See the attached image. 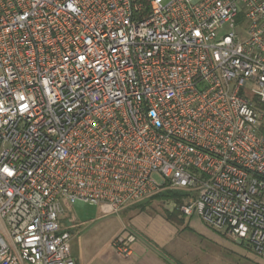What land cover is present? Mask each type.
<instances>
[{"label":"built area","instance_id":"built-area-1","mask_svg":"<svg viewBox=\"0 0 264 264\" xmlns=\"http://www.w3.org/2000/svg\"><path fill=\"white\" fill-rule=\"evenodd\" d=\"M260 103L264 0H0V264H75L66 205L165 188L264 258Z\"/></svg>","mask_w":264,"mask_h":264},{"label":"rangeland","instance_id":"rangeland-1","mask_svg":"<svg viewBox=\"0 0 264 264\" xmlns=\"http://www.w3.org/2000/svg\"><path fill=\"white\" fill-rule=\"evenodd\" d=\"M173 209L172 201L152 195L115 213L99 205H66L63 222L75 264H264L247 242L214 229L197 213L167 220L166 211ZM125 229L137 235L130 254L114 244Z\"/></svg>","mask_w":264,"mask_h":264},{"label":"trees","instance_id":"trees-1","mask_svg":"<svg viewBox=\"0 0 264 264\" xmlns=\"http://www.w3.org/2000/svg\"><path fill=\"white\" fill-rule=\"evenodd\" d=\"M259 108L264 110V104L260 103ZM260 133L262 136H264V121L261 124L260 127ZM188 196V192L186 190H173L169 188H165L155 194L152 195L154 199H160L164 201H172L174 203V209L172 211H166V218L169 221H175L177 217L181 214L178 206L184 202L185 197ZM183 217L181 220H184L185 215H182ZM69 229V228H68ZM70 231V229H69Z\"/></svg>","mask_w":264,"mask_h":264},{"label":"crops","instance_id":"crops-1","mask_svg":"<svg viewBox=\"0 0 264 264\" xmlns=\"http://www.w3.org/2000/svg\"><path fill=\"white\" fill-rule=\"evenodd\" d=\"M63 220H64V218H63ZM68 227V226H67Z\"/></svg>","mask_w":264,"mask_h":264}]
</instances>
